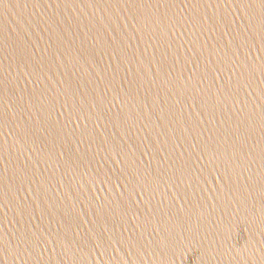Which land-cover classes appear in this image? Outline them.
<instances>
[{"label":"water","instance_id":"1","mask_svg":"<svg viewBox=\"0 0 264 264\" xmlns=\"http://www.w3.org/2000/svg\"><path fill=\"white\" fill-rule=\"evenodd\" d=\"M0 264H264V0H0Z\"/></svg>","mask_w":264,"mask_h":264}]
</instances>
